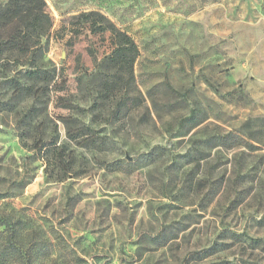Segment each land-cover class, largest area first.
Returning <instances> with one entry per match:
<instances>
[{
    "label": "rangeland",
    "instance_id": "1",
    "mask_svg": "<svg viewBox=\"0 0 264 264\" xmlns=\"http://www.w3.org/2000/svg\"><path fill=\"white\" fill-rule=\"evenodd\" d=\"M46 2L47 50L0 56V220H21L24 251L36 264H264V0ZM92 10L139 47L137 106L100 94L101 73L124 71L109 32L73 23ZM36 63L62 74L36 83ZM6 234L0 264H15Z\"/></svg>",
    "mask_w": 264,
    "mask_h": 264
},
{
    "label": "trees",
    "instance_id": "2",
    "mask_svg": "<svg viewBox=\"0 0 264 264\" xmlns=\"http://www.w3.org/2000/svg\"><path fill=\"white\" fill-rule=\"evenodd\" d=\"M73 23L79 29L83 24L89 23L91 32L104 34L110 33L109 39L112 46L111 60L116 66L124 71V75L114 73L102 74L100 81L101 96L109 99L112 96L117 104H123L129 99L135 106L141 102V97H130L128 86L135 83L134 65L139 56V47L135 40L125 31L117 27L111 20L99 11L81 12L73 16ZM54 20L48 11L46 0H1L0 1V56L9 62V54L18 53L38 58L48 48L50 32ZM8 55V56H5ZM4 56V57H3ZM17 62L20 63L19 56ZM18 63V64H19ZM21 65H24L21 63ZM62 73L56 67L44 68L41 64H34L25 71V76L36 81H43L47 86ZM16 86V94L19 96L34 94V85ZM165 84L174 94L186 97V92L177 91L170 83L167 75ZM46 86V85H45ZM34 108V107H33ZM33 108L28 114H32ZM59 164H67V160L59 158ZM21 220L12 216H5L0 220V225L5 226L7 232L4 241V253L17 260L15 264H36L35 253L22 248L19 241V225ZM34 248L44 250L45 242L35 243Z\"/></svg>",
    "mask_w": 264,
    "mask_h": 264
}]
</instances>
